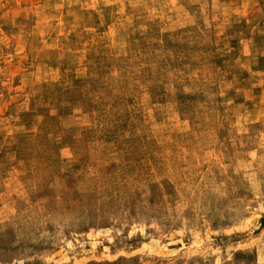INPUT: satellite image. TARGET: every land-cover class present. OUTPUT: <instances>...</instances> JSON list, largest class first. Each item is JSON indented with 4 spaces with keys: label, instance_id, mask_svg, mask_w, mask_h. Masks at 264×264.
Segmentation results:
<instances>
[{
    "label": "rangeland",
    "instance_id": "1",
    "mask_svg": "<svg viewBox=\"0 0 264 264\" xmlns=\"http://www.w3.org/2000/svg\"><path fill=\"white\" fill-rule=\"evenodd\" d=\"M0 264H264V0H0Z\"/></svg>",
    "mask_w": 264,
    "mask_h": 264
}]
</instances>
